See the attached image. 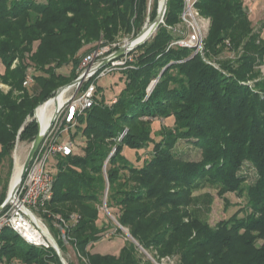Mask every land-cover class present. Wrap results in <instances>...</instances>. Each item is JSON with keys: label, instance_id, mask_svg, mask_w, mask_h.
Segmentation results:
<instances>
[{"label": "trees", "instance_id": "trees-1", "mask_svg": "<svg viewBox=\"0 0 264 264\" xmlns=\"http://www.w3.org/2000/svg\"><path fill=\"white\" fill-rule=\"evenodd\" d=\"M148 3L0 0V83L10 86L0 90V169L17 138L36 137L38 122L28 120L35 108L78 76L83 48L137 35L147 16L149 22L157 16L156 0L149 14ZM195 5L211 18L205 56L218 67L188 48L168 49L176 37L169 27L181 22L185 7V0H168L165 24L131 52L133 60L120 71L126 85L117 101L98 97L80 119L85 142L79 153L58 158L46 215L57 235L64 230L62 251L66 240L80 264H155L141 249L154 252L155 260L178 256V264H264V21L254 28L244 0ZM226 49L234 57L221 58ZM66 66L69 74L58 71ZM28 74L33 92L24 85ZM167 118L173 123L155 131L154 121ZM180 141L199 147L201 158H185L177 150ZM150 146L151 156L141 164L125 153L127 147ZM206 187L216 188L226 204L234 193L243 199L242 209L212 225L205 214L214 197L196 193ZM5 193L4 187L0 205ZM105 200L135 239H127L118 254L88 249L108 230L98 225ZM16 262L63 264L54 247L28 243L4 227L0 263Z\"/></svg>", "mask_w": 264, "mask_h": 264}, {"label": "built area", "instance_id": "built-area-1", "mask_svg": "<svg viewBox=\"0 0 264 264\" xmlns=\"http://www.w3.org/2000/svg\"><path fill=\"white\" fill-rule=\"evenodd\" d=\"M196 1L185 0V7L181 14V21L189 28L188 32L180 33L176 27H169L176 33V37L169 43L168 49L188 48L192 50V55L201 54L206 62L218 67L216 63L208 60L205 56L206 43L202 23L207 19L199 12L195 5ZM129 41V38H126L125 43L120 40L108 44L100 42L92 52L81 58L77 71L78 76L76 77L83 78L81 83L70 85L64 89L61 105L50 116L45 129H43L41 119L36 112V120L43 129L44 138L20 183L18 191L0 213V233L4 227H10L28 243L47 248L54 247L55 242L57 243L39 212L54 195L58 158L59 156L66 157L79 153L85 138L83 135L73 133V130L79 129L81 117L97 103L98 81L110 73L125 69L128 62L133 60L131 52L134 49L103 65L108 58ZM33 81L31 74H28L24 85L29 87ZM153 88L154 83L149 87V92ZM116 101L117 98H114L111 103ZM72 219L77 221V215H72ZM62 232L65 238L64 230Z\"/></svg>", "mask_w": 264, "mask_h": 264}, {"label": "rangeland", "instance_id": "rangeland-1", "mask_svg": "<svg viewBox=\"0 0 264 264\" xmlns=\"http://www.w3.org/2000/svg\"><path fill=\"white\" fill-rule=\"evenodd\" d=\"M160 1L161 0H156L158 8H159ZM244 1H245V5L248 8L249 15L253 22L254 28L256 30H260L262 27L261 26L262 22L264 21V0H244ZM154 2L155 0H149L148 14L152 11ZM202 16L205 19H207L203 21L204 23H202L204 26L203 29H204L205 43H206V37L209 32L211 18L204 16V15ZM148 20H149V16L146 17L145 24L150 23ZM163 24H165V21ZM175 27L179 30L178 32L180 33L182 32L186 33L189 31V28L187 27V25L183 23L182 21L177 23ZM262 34L264 35V32ZM135 36H136L135 33H132L131 35H127L126 37H123V39L121 38L120 41L123 43L126 40V38H129V40L131 41V39H133ZM93 46H95V43L86 45L81 52V57L92 52L95 49ZM90 47L92 48L90 49ZM234 54H235L234 52H231L230 50L226 49L220 57L223 59L232 58L234 57ZM17 62L18 61L16 60L13 64L15 65L17 64ZM213 62L219 65L216 61L213 60ZM78 68H77V71H78ZM260 69L264 73V64L260 66ZM70 70H71V66H66V67L59 69L58 71L64 74H69ZM0 71L1 72L4 71V64L1 58H0ZM125 80H126L125 75H123V73H121L120 71H116L114 73H110L104 76L98 81V86L101 88V92L98 94V97L101 99L104 97L105 102L110 103L114 98L121 95L126 85ZM158 80H159L158 78L153 80L149 87H151L153 83L155 87ZM249 82L251 85L254 84V81H249ZM30 89L32 92L35 90V83H32V85L30 86ZM0 90L7 92L10 90V86L4 83H0ZM56 91L54 92L53 96H51L50 98H53L55 96ZM43 103H41L40 105H42ZM40 105H38L37 107H39ZM33 115L29 116L28 118L33 119ZM172 123H173L172 118L156 119L154 121L153 127L155 131H157L158 129H160L162 125H171ZM85 125H86L85 123H82L81 127L85 128ZM77 132L79 133L78 135H81L77 129L73 130V133H77ZM32 142L33 140L29 141V140H21L20 138H17L15 148L12 151L11 157H6L1 164L0 190H3L4 187L6 188V193H5L6 197L8 195L11 180H12L15 167H16V156H18L19 161L22 162L23 164L31 149ZM149 149H152V146H150V148L142 149L140 151H136L134 149L127 147L125 148V153L131 160L136 161L138 158H140L139 163L141 164L143 163L145 159H148V157L151 156ZM177 150L183 153V156L187 159L199 160L201 158V149L191 142L180 141L177 145ZM247 167L245 170H247ZM253 172L254 171H252V173ZM206 192L211 193L214 197V201L212 204V210L209 213L205 214V218L208 219L212 225H215L221 219L232 216L234 213H236L243 207V199L238 197L234 193L227 194V197L229 199L228 204H226L227 202L218 195L216 188L206 187L204 189L197 191L196 193H206ZM47 210L48 208H46L45 206L42 208L41 212L39 213L41 214L40 216L44 218V222L47 224L52 235L54 236V238L56 239L58 243L59 237L64 238V236H63V233L61 235L59 234L57 235V232L54 230L52 226V221L48 219L49 216L47 217L46 215ZM116 212H117V209L108 208L106 206V201H104L103 205L100 207V216L98 219V225L108 227L107 228L108 230L102 233L100 240L93 242L92 244L88 246V249L91 253L118 254L121 247L124 245L127 239L130 238L132 240H135L131 236L129 229L122 226L119 223L117 219V215L115 214ZM243 215H244V212H240V216H243ZM55 225L58 226V224H55ZM117 227H121L122 232H118ZM65 243H66L65 252L62 251L59 243H58V246L66 262L68 264H70V262H73L75 264H80L78 254L75 248L66 240H65ZM141 251L145 253L147 258L151 259L155 264H178V261H179L178 256H166L159 260H155L153 257L155 255L154 252L152 251L149 252L148 250H142V249ZM0 264H3V263H0ZM16 264H22V263L16 262Z\"/></svg>", "mask_w": 264, "mask_h": 264}, {"label": "water", "instance_id": "water-1", "mask_svg": "<svg viewBox=\"0 0 264 264\" xmlns=\"http://www.w3.org/2000/svg\"><path fill=\"white\" fill-rule=\"evenodd\" d=\"M167 4H168V0H161L160 4H159L157 16L153 19V21H151L150 23H146L131 41H129L126 45H124L120 49H118V51L113 56L108 58L103 63V65H106L111 60H113L115 58H118V57H121L125 53L130 52L131 50L135 49L139 45L145 43L157 31L158 27L162 23H164V18H165V14H166V10H167ZM149 24H151L150 27H149ZM150 28L152 29L150 31L151 33L149 35H147L146 37H144V39L139 40L148 31V29H150ZM82 79H83L82 77L76 78L73 81H71L70 83L59 87L57 89V91H56V94H55L54 98H56L57 95L61 91H63L65 88L69 87L70 85L81 83ZM37 108L35 109V112H34V115H33L34 119H36ZM22 129H23V127L21 128V130ZM43 138H44V132H43V129L41 128V126L39 125L38 126V133H37L36 137L34 138V140L32 142V145H31V149H30V151H29V153H28V155H27V157H26V159H25V161L23 163L20 180H19V182L16 184V186L11 191H10V188H9V192H8L7 197L5 198L4 202L0 205V213L7 207V205L10 202L11 197L14 196L16 194V192L18 191V189L20 187V183L23 180V178L25 177L26 172H27V170H28V168L30 166V163H31V161H32V159H33L38 147L40 146ZM107 192H108V188H107ZM54 249L57 251L59 257L61 258L62 263L63 264H68L66 262V260L64 259L63 255L61 253V250H60V248H59V246H58V244L56 242H55V245H54Z\"/></svg>", "mask_w": 264, "mask_h": 264}, {"label": "bare ground", "instance_id": "bare-ground-1", "mask_svg": "<svg viewBox=\"0 0 264 264\" xmlns=\"http://www.w3.org/2000/svg\"><path fill=\"white\" fill-rule=\"evenodd\" d=\"M150 25L151 24H149V27ZM151 30H152L151 28L148 29V31L139 40L144 39V37L149 35L151 33L150 32ZM64 92L65 90L61 91L56 98H51L47 100L42 105H40L39 108L37 109V116L41 119V124H42L43 129L47 127L50 116L53 115V113L57 111L58 107H60L61 102L63 100ZM28 120H30V118H28ZM22 167H23L22 162H20L18 156H16V167H15V171H14L11 184H10V191L16 186V184L20 180Z\"/></svg>", "mask_w": 264, "mask_h": 264}]
</instances>
